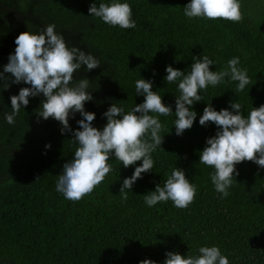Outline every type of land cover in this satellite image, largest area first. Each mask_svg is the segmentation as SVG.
<instances>
[{"label": "trees", "instance_id": "trees-1", "mask_svg": "<svg viewBox=\"0 0 264 264\" xmlns=\"http://www.w3.org/2000/svg\"><path fill=\"white\" fill-rule=\"evenodd\" d=\"M93 2L98 6L111 0H0V73L20 33L40 34L54 24L69 48L78 47L100 61L91 71L82 66L72 82L90 80L93 100L85 103V110L95 113L92 123L100 130L107 123L103 113L113 103L125 112L143 103L144 96L135 91V81L141 78L151 80L153 91L175 111L178 82L165 81L166 67L187 72L193 56L213 60L211 71H221L228 60L239 57L238 66L247 69L251 83L237 92L238 82L225 77L223 83L202 90L203 100L192 106L197 113L193 127L181 136L175 132L174 113L160 116L164 151L152 153V172L142 174L126 201L120 195L123 180L142 161L124 168L113 157V171L105 180L91 195L72 202L56 191V183L78 147L71 141L73 133L62 134L60 123L52 118L38 119L42 94L30 97L15 123L8 124L10 97L30 85L13 84L11 74L4 73L0 264H140L145 259L164 264L166 252L198 255L202 246H218L230 264H264V168L253 162L238 164L230 195L221 198L210 178L214 169L199 163L206 139L218 131L212 123L199 124L208 104L217 111H231L230 102L235 101L245 116L252 107L264 105V0H240L244 19L239 23L189 19L183 7L190 0H119L131 5L134 29L111 27L91 17ZM82 118L79 113L70 118L73 131ZM175 167L185 170L197 186L194 202L186 209L174 207L172 201L148 207L144 195L157 184L163 186Z\"/></svg>", "mask_w": 264, "mask_h": 264}, {"label": "clouds", "instance_id": "clouds-1", "mask_svg": "<svg viewBox=\"0 0 264 264\" xmlns=\"http://www.w3.org/2000/svg\"><path fill=\"white\" fill-rule=\"evenodd\" d=\"M184 16L189 19L225 20L239 23L244 19L240 0H190L184 7ZM88 12L91 17L100 18L105 24L121 29H134L132 7L129 3L111 0V3L93 2ZM54 24H48L40 34L29 31L20 33L15 39V52L10 54L4 65V73L11 74L13 84L21 82L30 85L12 95L11 113L5 115L8 124L15 123V117L23 107L28 106L30 97L43 95L38 119L52 118L61 125V133L72 132V143L78 145L74 157L64 163L63 170L57 176L56 191L65 199L79 202L91 195L94 190L113 171L111 159L114 157L124 168L136 166L131 177L123 180L120 188L122 200H127L142 174L152 172L154 160L152 153L164 142V125L160 116L175 114L174 127L176 135L181 136L193 127L197 113L192 106L203 100L201 91H207L209 85L215 87L230 77L237 81V92L245 90L251 83L247 69H242L239 57L228 60L221 71H211L213 65L207 55L193 56V63L187 72L166 67L164 78L169 84L178 82L179 96L175 99V111L171 105L163 102V97L153 91V82L143 78L135 81L136 95L144 96L143 103L135 104L128 112L113 103L103 116L107 123L102 130L93 126L96 118L94 112L85 110V103L92 101L88 91L90 80L80 79L74 85V74L86 66V71L100 67V61L92 54L78 47L67 46L62 34H58ZM155 75V73H154ZM72 85V86H70ZM10 85H5V88ZM228 108L215 110L211 104L203 109L199 124L207 127L214 124L218 131L206 139V147L199 154V163L214 169L210 174L215 191L221 198H227L229 188L239 175L236 166L242 162H253L264 168V105L252 107L245 116L242 105L232 101ZM76 113L83 118L77 121L79 128L72 130L69 120ZM50 147V145H46ZM39 179V178H38ZM197 186L186 177L185 170L175 167L171 170L164 185L157 184L154 191L144 195V203L153 207L161 202L172 201L178 209L188 208L195 200ZM198 255L182 256L178 252H166L164 264H230L227 256L218 246H202ZM140 264H156L145 259Z\"/></svg>", "mask_w": 264, "mask_h": 264}]
</instances>
